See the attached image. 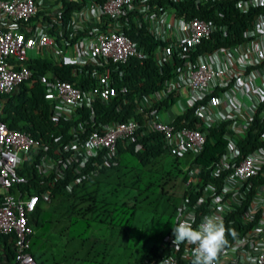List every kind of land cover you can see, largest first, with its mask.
<instances>
[{"label": "trees", "instance_id": "trees-1", "mask_svg": "<svg viewBox=\"0 0 264 264\" xmlns=\"http://www.w3.org/2000/svg\"><path fill=\"white\" fill-rule=\"evenodd\" d=\"M103 1L60 0L56 13L37 12L29 20L17 21V24L19 30L28 35L36 21H50L52 24L48 31L61 46L63 39L72 43L86 33L84 28L75 32L68 30L72 13L86 3L101 4ZM148 2L152 7H171L175 15L183 19L198 17L213 23L215 29L190 51L191 58L212 52L220 46L241 42L244 39L243 32L251 26L254 16L264 12V6L240 11L235 6V0ZM54 17L62 21L60 30L56 27ZM113 21L116 22V29L144 53L143 58L132 56L124 62L77 64L39 56L15 63V67L23 64L30 68L32 75L12 90L0 94V120L8 127L27 132L40 144L46 145L48 150L45 153L61 157L67 154L62 151L61 145L71 137L70 130L73 129L74 133L78 131L77 120L71 116L51 121L50 114L55 112V108L53 103L44 98L45 86L40 76L66 80L81 90H87L95 87L97 75L109 68L110 83L116 88V93L106 101L95 98L92 104L93 125L90 128L95 129L98 124L110 121H123L130 116L142 122L139 110H144L142 98H151L160 89L162 81L174 76L175 68L184 61L178 56H174L171 61L158 62L155 59L154 50L161 42L148 29L138 8H132L118 17L102 15L97 28L105 31ZM222 26L225 28H219ZM122 86L126 87L124 92L119 91ZM174 100L171 94L154 101V105L165 110L172 106ZM194 107L192 105L177 112L171 122L175 127L197 128L204 133L205 142L196 155L189 152L171 154L161 133L146 130L142 125L133 133L129 142L117 141L113 157L115 164L90 172L98 161L96 157H91L80 173H77L79 181L71 185L69 190L66 184L76 176L73 163L67 166L64 175L55 178L54 173H38L36 159L31 162L22 161L17 167V173L25 176L27 181L18 187L23 189L25 196L34 193L38 197L33 210L27 214V223L32 229L29 252L35 261L38 264H58L60 261L65 264H149L170 254L174 249L170 237L174 236L173 228L178 226V207L171 203L169 191L177 186L178 205L186 195L193 203L208 180H216L215 184L220 185L228 171H222L212 179L210 170H204L224 152L227 142L223 133L226 122L206 126L194 117ZM77 109L81 114L80 122L88 118L87 108ZM261 130L262 120L255 114L239 140L236 160L264 144L260 138ZM78 135L83 138L85 136L82 131H78ZM191 165L199 168L198 191L184 185L186 167ZM256 175L250 179L253 187L246 193L245 199L227 212L221 222L226 229L227 243L224 248L238 238L248 236L260 217V212L256 211L251 220L242 218L254 186L258 183ZM50 183H53L52 186ZM44 189L48 190L47 197L42 196ZM14 240L13 233L0 235V264H14ZM175 251L179 255L180 250ZM178 262L191 264L179 256Z\"/></svg>", "mask_w": 264, "mask_h": 264}, {"label": "built area", "instance_id": "built-area-1", "mask_svg": "<svg viewBox=\"0 0 264 264\" xmlns=\"http://www.w3.org/2000/svg\"><path fill=\"white\" fill-rule=\"evenodd\" d=\"M57 2L60 6V0ZM46 3L47 0H0V94L12 90L31 77L30 68L23 64L13 66L26 61L27 51L30 49L42 50L46 57L54 60L77 64L124 62L132 56L143 58L144 53L136 48L134 42L116 29L115 21L105 31L97 28L102 15L118 17L132 8H138L148 29L161 42L154 50L155 59L158 62L171 61L174 56H178L184 63L175 68L174 76L162 81L160 89L151 98H142L144 110L139 109L142 122L130 116L123 121L98 124L95 129L90 128L93 125L92 104L95 98L106 101L116 93V88L110 83L109 68L99 73L97 85L87 90H81L66 80L48 79L46 75H41L40 81L45 86L44 98L53 103L55 108V112L50 114L51 121L73 116L77 120V130L85 134L83 138L78 135V131L74 133L71 129V137L61 145L62 151L67 154H62L61 157L45 153L48 150L46 145L40 144L27 132L8 127L0 120V235H15L13 263L38 264L29 252L32 229L27 223V214L33 210L38 197L34 193L25 196L23 189L18 187L27 181L25 176L17 173L21 162L36 159L37 172L54 173L55 178L64 175L67 166L73 163L76 176L66 184V189L69 190L71 185L79 181L80 176L77 173H80L91 157H96L98 161L90 172H97L104 166L115 164L113 157L117 141L129 142L133 133L142 125L146 130L161 133L171 154L189 152L196 155L205 142L204 133L197 128L175 127L172 119L162 120L159 117L162 110L154 105V101L167 98L171 94L176 97L182 89L186 91L185 100L181 101L179 96L174 100L180 108L179 112L195 105L194 117L204 125L226 122L223 132L227 140L224 152L204 170H210L212 179L222 171H228L220 185L215 184L216 180H208L193 203L188 195L180 200L178 223L187 220L197 228L206 216L215 217L221 223L226 213L245 199L246 193L253 187L250 179L258 173L255 176L258 183L254 186L242 218L251 220L252 215L259 211L260 217L251 231L254 229L255 233L264 236V144L256 146L246 156L236 160L239 140L255 114L262 120L260 138L264 140V12L254 16L251 26L244 30V39L241 42L220 46L212 52L191 58L190 51L208 38L215 29L213 23L198 17L180 18L171 7H152L148 0H104L101 4L89 2L72 13L68 27V30L74 32L84 28L86 33L72 43L63 39L59 46L48 31L52 24L50 21L38 22L32 26L28 35L20 31L17 24V21H27L44 10ZM235 6L238 10L245 11L264 6V0H235ZM91 7L97 9L96 14L86 13ZM168 13L169 22L166 19ZM54 18L56 27L60 30L62 21L59 17ZM219 28L224 29L225 26ZM125 90V86L119 89L121 92ZM244 94L250 98V105L240 101ZM82 107L87 108L88 118H83L80 122L81 114L77 108ZM186 168L185 187L198 191V166L191 165ZM47 195L48 190L44 189L42 196ZM174 239V236L170 237L171 246L174 248L172 252L149 264H179L178 256L193 264L196 245L187 242L174 243ZM242 240H246V237H240L223 248L214 264H239L237 250ZM176 249L180 250L179 255H176ZM248 264H264V247L256 251Z\"/></svg>", "mask_w": 264, "mask_h": 264}, {"label": "clouds", "instance_id": "clouds-1", "mask_svg": "<svg viewBox=\"0 0 264 264\" xmlns=\"http://www.w3.org/2000/svg\"><path fill=\"white\" fill-rule=\"evenodd\" d=\"M225 226L215 217L206 216L197 228L187 220L173 228L174 243L196 245L193 264H214L226 245Z\"/></svg>", "mask_w": 264, "mask_h": 264}, {"label": "crops", "instance_id": "crops-1", "mask_svg": "<svg viewBox=\"0 0 264 264\" xmlns=\"http://www.w3.org/2000/svg\"><path fill=\"white\" fill-rule=\"evenodd\" d=\"M89 4V3H86ZM59 4L57 0H47V3L45 5V9L40 12H46V14L49 13H56L59 9ZM97 9L94 7L87 9L88 15H94L96 14ZM41 23L40 21H36L33 25L37 23ZM8 23V21L6 22ZM186 91L179 90L177 93V96H179L181 101L185 100ZM247 95V94H246ZM176 96V97H177ZM176 97L174 99L176 100ZM142 101V100H141ZM179 107L174 102L171 107L165 109V112H167V115L169 116V119H172L173 116L179 112ZM248 236H246V240H242L239 242L238 250H237V260L239 264H248L251 262L252 258L254 257L256 251L262 247H264V236L261 233H255L254 229L251 231ZM56 241V240H55ZM51 247V244H49Z\"/></svg>", "mask_w": 264, "mask_h": 264}, {"label": "rangeland", "instance_id": "rangeland-1", "mask_svg": "<svg viewBox=\"0 0 264 264\" xmlns=\"http://www.w3.org/2000/svg\"><path fill=\"white\" fill-rule=\"evenodd\" d=\"M166 19L169 22V20H170V13L167 14ZM65 53H67V52H65ZM234 53L236 54L237 52L235 51ZM39 56L44 57L46 55L44 54V52L42 50H37L35 48L34 49H30V50L27 51V58L28 59H34V58H37ZM257 81H258V79H257ZM240 101H242L246 105H250V102H251L250 98L246 94H244L240 98ZM159 117L162 120H164V121L169 120V116L167 115V112L165 113L163 110L159 112ZM176 190H177V186L175 187V189H172L171 191H169V193L171 194V203L177 204V207H178V203L179 202L177 203V201H176V198H177L176 197L177 196ZM48 257H50V256H48ZM58 264H65V263L60 261Z\"/></svg>", "mask_w": 264, "mask_h": 264}]
</instances>
